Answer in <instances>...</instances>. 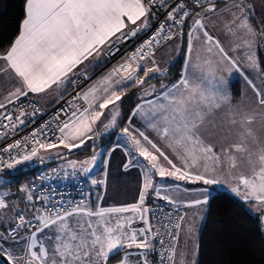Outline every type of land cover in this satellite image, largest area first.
Returning <instances> with one entry per match:
<instances>
[{"label":"snow or ice","instance_id":"6c2138e0","mask_svg":"<svg viewBox=\"0 0 264 264\" xmlns=\"http://www.w3.org/2000/svg\"><path fill=\"white\" fill-rule=\"evenodd\" d=\"M252 9L251 0H231L223 9H218L217 0H25L19 32L0 51V75L15 81L0 100V121L7 122L0 123V138L14 134L29 115L39 112L31 100L32 112L26 111L22 98L49 90L62 98L68 85L79 86L80 77L90 80L88 70L115 55L118 44L141 32L151 34L106 75L77 92L67 109L61 108L51 121L0 148L8 157L0 155V172L34 159L44 163L45 154L53 152L66 160L64 150L71 153L87 147L102 134L101 126L104 131L118 126L124 97L139 88L142 102L120 133L126 137L129 157L123 167H139L142 183L135 202L109 207L38 196L35 185L21 186L24 196L16 202H9L8 193L0 194V264H110L120 253L118 264H198L199 243L193 241L189 261L186 248L179 249V240L182 232L192 236L194 223L189 221L206 210L212 186L227 185L261 214L264 225V86L257 87L245 75L254 97L249 100L245 94L234 103L223 75L233 71L243 75L242 57L250 69L260 71L254 48L264 29L258 33L253 27ZM214 16L223 24L227 46L209 30ZM185 41L180 78L161 84L158 93L155 85L145 89L156 74L164 77L167 72L157 64L156 51L162 44H175L179 53ZM189 69L200 76H190ZM143 96H155V102ZM145 105L151 112L146 128L166 144L172 156L147 131L133 125V118L144 114ZM61 112L65 120H60ZM209 136H217L218 142H211ZM98 155L93 144L90 157L67 160V167L73 175H87ZM242 164L249 169L247 175L238 171ZM156 177L202 187L191 190L194 198L180 201L168 194L180 185L165 186ZM104 183L91 180L94 186ZM153 196L173 209L197 212L178 217L167 213L161 219L146 203ZM153 253L158 261L149 259Z\"/></svg>","mask_w":264,"mask_h":264},{"label":"crops","instance_id":"0c3cea01","mask_svg":"<svg viewBox=\"0 0 264 264\" xmlns=\"http://www.w3.org/2000/svg\"><path fill=\"white\" fill-rule=\"evenodd\" d=\"M228 1L230 0H226V2ZM224 3L225 1L223 3H217V4L223 5ZM251 3L253 5V9H252L253 15L251 17L253 21L252 25L253 27L256 28L257 32L259 33L262 29H264V0H251ZM225 4L223 6H225ZM254 50H255L257 61L259 64V69H260L259 72L250 69L247 66L246 61H244L242 57L240 67L243 72V75L235 71H233L231 74L227 72L223 73L225 79L228 81V87H229L230 92H231L230 83L232 81L238 82L240 94L235 100H233L234 103H239L244 98L245 94L247 95L249 100H251L254 97V93L251 87H249L246 80L244 79L245 75L248 77V79L252 80L257 85V87L264 86L261 83L262 80H264V68H262V63L264 64V36H258L257 44ZM177 55L178 53L176 49H169V45L162 44V46L156 51L157 64L162 70L167 69L168 65L171 62H173V60L177 57ZM233 55H236V54L234 53ZM167 59L169 61L168 63H165L164 65L161 64V62ZM184 60H185V52H184V59H183L181 72L184 69ZM193 62H195V56H193ZM113 66L115 65H108L106 63V57L98 61L95 67H92L88 70V75L91 77V79L88 81V83H86V85H84V87L81 89V92H83L90 85L98 81L102 76L106 75L109 72V70L113 68ZM189 75L192 77H199L200 73L195 70L189 69ZM157 76H160V75L156 74L155 77ZM74 78L75 77H73V79ZM179 78L180 76L172 82H166L165 80H161L159 82H150L146 84L144 88L147 89L149 88L150 85H155L157 89V93H158L160 91L161 84L170 85L176 82ZM14 86H15V81L10 76L0 75V100H2V98L9 91H11ZM69 87L70 85H68L67 88L63 91V95L69 89ZM140 93H142V90L139 91L138 100L133 106L132 110L136 107L137 104H141L142 102V99H141L142 95L139 96ZM30 97L36 100L43 107L51 106L52 104H54L56 101L60 99V98L59 99L57 98L58 93L55 90H49L48 92L41 94V95H30ZM143 99L153 100L155 102V96H143ZM149 107L150 106L145 105L143 109L144 114L143 115L138 114L136 117L133 118V125L137 128H141L142 130L147 131L149 136L152 139H154L161 146L163 150H165L170 156H172L171 150L167 148L166 144L163 141L159 140L154 132L146 128L147 121L151 117V112L149 111ZM132 110L130 114L128 115V117L131 115ZM128 117L123 123H121V125L118 124L119 126H116L117 129L115 130L111 138H108V136L111 133V131L114 130L116 127L111 130L104 131L101 126V128H99L98 130L102 131V134L98 138H95L93 142H89L87 144V147H81L80 149H75L71 153H67L66 150L64 151L67 159L72 160L74 159L75 156L76 157L83 156L86 152L90 153V150L93 149V144L95 145L96 152L99 150L97 147L100 144L102 145L101 146L102 148L101 160L99 162L100 170L98 172H95L93 169L92 173L95 176L97 175L99 177L97 179L98 181L104 180L105 183L97 184L95 185L94 189H91L88 178L83 174L84 178L87 181V199L85 203L90 205L93 208L96 206L97 203H99L100 206L102 207L120 206V205L130 204V203L135 202L138 198V190L142 183L141 169L139 167H130L128 170H125L123 167V165L128 162L129 157L125 154V148L127 147L125 143L126 137H123L121 135L120 129L121 127L127 124ZM208 139L214 143L218 142L217 136H209ZM229 142H231V138L229 139ZM133 154L135 155V153ZM172 158H175V157L173 156ZM54 160H45V161H54ZM105 161H107V165H105ZM133 164H135V161H133ZM65 166L67 165L65 164ZM6 170L7 171H5L4 174H6L11 179V176H10L11 173L17 172L18 170H20V168L19 169L14 168V171H8V169ZM238 171L244 173L245 175L249 173V169L246 164H242L240 168L238 169ZM155 179L158 183L165 185V186H175L179 184L180 185L179 189L173 190L168 194L171 195L174 199H177L180 201H186V200L194 198V194L192 193L191 190L197 187H202V185L187 184L183 181H174L171 178L161 179L160 177H156ZM26 181L27 180L23 182V185ZM3 187L11 188L9 185H6V183L4 184ZM184 188H187L189 190L188 193H185L183 191ZM222 190H225L231 193L227 185L212 186V194L216 191H222ZM100 195L104 196L103 200H98V196ZM152 200H157V199H155L154 196L148 198L146 201L147 205ZM207 208L201 214L195 217H192V219L189 221V222L194 223L195 230L192 236L186 237L183 232L180 235L179 249L186 248L188 252L187 258L189 259V261L191 260L190 252L192 249L193 241L198 242L199 231L203 224V221L205 220ZM178 212H179V215L183 214L184 212H188L189 216H191L192 213L197 212V209L180 208L178 209ZM258 215L260 217L261 214L258 213ZM136 226L140 227L141 225L137 224ZM122 255L123 253H120V255L112 257L110 264H118V261ZM149 259L154 260L153 254L149 256Z\"/></svg>","mask_w":264,"mask_h":264},{"label":"trees","instance_id":"16d2710c","mask_svg":"<svg viewBox=\"0 0 264 264\" xmlns=\"http://www.w3.org/2000/svg\"><path fill=\"white\" fill-rule=\"evenodd\" d=\"M224 1L226 0L217 3ZM24 4L25 0H0V51L5 50L17 36L20 22L24 17ZM181 48L177 57L168 65L166 75L154 77L148 83L161 80L172 82L180 76L185 42ZM140 90L133 88L124 97L120 106L119 125L130 114L138 100ZM230 90L235 100L240 94L237 81L230 83ZM116 129L117 127L111 131L108 138L113 136ZM47 164H53V161H45L33 168L11 173V179L6 185L17 189L19 184L30 178L39 166ZM198 243V264H264V227L258 213L251 204L243 202L225 190L212 194L205 220L199 231Z\"/></svg>","mask_w":264,"mask_h":264},{"label":"built area","instance_id":"2783aa9c","mask_svg":"<svg viewBox=\"0 0 264 264\" xmlns=\"http://www.w3.org/2000/svg\"><path fill=\"white\" fill-rule=\"evenodd\" d=\"M220 1V0H217ZM155 23H153L152 29H155ZM150 31L141 32L136 37H130L128 40L123 41L116 47L119 49L115 55L106 57V63L108 65H116L121 63L131 52L135 51L136 47L143 42L149 35ZM75 79V78H74ZM89 80H84L80 77L79 86L74 87L70 85L69 89L64 93L62 98L56 101L54 104L48 107L41 106L36 100L29 97L28 100L24 98L21 99V104L25 107L26 111L32 112V108L28 107V101L31 100L39 112L36 115H29L26 118V124L18 128L14 134H10L6 138H0V148H3L7 144L12 143L14 140L21 139L22 137L28 135L32 130L39 128L46 122L52 120V118L57 114L61 108L67 109L68 101L74 97L77 92H81V89L88 83ZM79 105L83 107V101H78ZM62 104V105H60ZM59 107V110L56 109ZM14 106H9L12 110ZM15 115V113H14ZM67 117L64 113H60V120H65ZM0 123H7L6 121H0ZM55 123H59L56 121ZM55 123L52 127H55ZM2 130V129H0ZM5 159H7V154L0 153ZM56 170V171H53ZM65 172L68 174L65 175ZM73 170L69 167H58L53 164H47L39 166L33 175L27 179L24 185H35L36 195H49L54 199L63 200L67 202H79L81 200L86 201L87 199V181L83 174L77 172L75 175L72 174ZM43 176V179L39 177ZM39 205V202H37ZM148 206L152 208L158 217L163 219V215L171 213L173 216L178 217L179 212L177 209H173L165 201L152 200L148 203ZM21 208L25 205L21 203ZM163 210V213L160 210ZM155 222V221H153ZM154 260L158 261L159 256L157 253H153Z\"/></svg>","mask_w":264,"mask_h":264},{"label":"rangeland","instance_id":"374dc122","mask_svg":"<svg viewBox=\"0 0 264 264\" xmlns=\"http://www.w3.org/2000/svg\"><path fill=\"white\" fill-rule=\"evenodd\" d=\"M230 1L226 2L225 3H230ZM224 3V4H225ZM223 4V5H224ZM221 5V4H218V9H223L224 6ZM229 14L227 12H225V17H228ZM250 22L252 23V19L250 20ZM209 30L213 33V35L219 37L222 41H224L225 44L228 43L229 41V38L225 37L224 35V32H223V24L220 22V18L219 16H214L210 21H209ZM166 45H169V49H176L175 48V44H166ZM182 46V45H181ZM185 47H186V41H185ZM170 58V57H169ZM168 59L161 62V64H165V63H168ZM168 68V67H167ZM167 70V69H166ZM142 93L139 94V96H141ZM101 144L97 147L99 150L97 151V153H99L100 155H98V158H97V163L96 165L93 167L94 171L95 172H98L100 170V167H99V162L101 160V154H102V148H101ZM65 151V150H64ZM93 154V149L90 150V153L89 152H86L83 156H73L74 159L72 160H84V159H87L88 157H90V155ZM47 156L46 160H54L53 161V164H55L56 166L58 167H67L65 166V164L67 165V160L69 159H58V157L55 155V152L53 153H50V154H45ZM40 164L39 160L38 159H34L33 161L31 162H25L21 165H17L16 168L17 169H23V170H26L28 168H33L35 167L36 165ZM7 171L6 169L3 171V172H0V177H4V180L2 182H0V194H3V193H8V197L7 199L9 200V202H16V200L18 199H22V197L24 196L23 193H21L19 191V188L21 186H23V183H20L18 188L17 189H11V188H7V187H3L5 183H7L9 180H10V177H8L6 174H4V172ZM8 171H14V169H8ZM88 180H89V185L91 187V189H94L95 186L91 184V180L92 179H98L99 177L96 175H94L92 172L85 175ZM21 206V204H20Z\"/></svg>","mask_w":264,"mask_h":264},{"label":"bare ground","instance_id":"6f19581e","mask_svg":"<svg viewBox=\"0 0 264 264\" xmlns=\"http://www.w3.org/2000/svg\"><path fill=\"white\" fill-rule=\"evenodd\" d=\"M60 105H62V104H60ZM56 110L58 111L59 110V107Z\"/></svg>","mask_w":264,"mask_h":264}]
</instances>
